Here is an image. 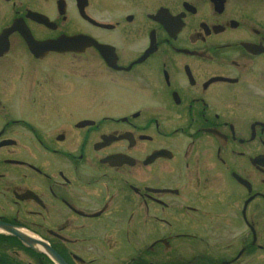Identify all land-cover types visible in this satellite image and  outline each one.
I'll list each match as a JSON object with an SVG mask.
<instances>
[{
  "label": "flooded vegetation",
  "instance_id": "af4514ba",
  "mask_svg": "<svg viewBox=\"0 0 264 264\" xmlns=\"http://www.w3.org/2000/svg\"><path fill=\"white\" fill-rule=\"evenodd\" d=\"M0 223L65 264H264V0H0Z\"/></svg>",
  "mask_w": 264,
  "mask_h": 264
},
{
  "label": "water",
  "instance_id": "95a60500",
  "mask_svg": "<svg viewBox=\"0 0 264 264\" xmlns=\"http://www.w3.org/2000/svg\"><path fill=\"white\" fill-rule=\"evenodd\" d=\"M0 231L14 235L18 237L24 244L27 246L34 248L36 244H40L41 249H43L49 256V258L55 263V264H65L64 261L53 251H51L48 247H46L44 244H41L40 242L31 240L27 235L23 234L22 232L18 231L17 229H14L13 227L0 224Z\"/></svg>",
  "mask_w": 264,
  "mask_h": 264
},
{
  "label": "rangeland",
  "instance_id": "374dc122",
  "mask_svg": "<svg viewBox=\"0 0 264 264\" xmlns=\"http://www.w3.org/2000/svg\"><path fill=\"white\" fill-rule=\"evenodd\" d=\"M22 257V256H21ZM22 258H25V257H22ZM259 260H260V258H259Z\"/></svg>",
  "mask_w": 264,
  "mask_h": 264
}]
</instances>
